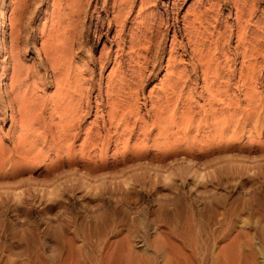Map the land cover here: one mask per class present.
Listing matches in <instances>:
<instances>
[{
	"label": "rangeland",
	"instance_id": "obj_1",
	"mask_svg": "<svg viewBox=\"0 0 264 264\" xmlns=\"http://www.w3.org/2000/svg\"><path fill=\"white\" fill-rule=\"evenodd\" d=\"M2 1L0 64L13 20L21 61L34 73L28 91L37 96L35 114L40 113L50 129H57L58 136V130H65V140H72L78 153L83 139L87 145L84 156L77 154L73 163L60 159L50 168L38 159L31 169L14 166L1 173L0 264H23L30 257L20 236L35 223L41 232H48L44 245L53 258L55 226L63 228L65 248L77 234L83 242L75 237V244L90 252L103 231L98 235L89 231L108 209L107 200L129 215L148 209L149 226L145 229L143 224L139 230L148 249L159 238L177 244L171 233L175 223L158 219L156 211L161 205L171 209L180 188L197 219L203 216V223L221 236V244L227 232L233 235L230 225L242 232L248 229L251 236L263 228L257 262L264 260V212L260 208L241 212L255 195L264 197V0ZM49 45L54 47L52 65L38 58ZM55 99L65 103L64 109L55 108ZM111 114L120 117V125ZM236 114V121L246 124L233 132L242 133L237 140L227 129L220 145L218 138L198 126ZM256 116L262 146L248 134ZM31 127L26 123L23 132L30 141L37 139ZM0 134L7 143L19 135L8 118L2 122L1 108ZM173 167L181 169L173 173ZM174 175L179 177L173 179ZM56 185L73 200L60 205L51 203L52 195L46 199V192ZM20 189L33 201L15 209L9 192ZM122 194L127 195L126 203L118 202ZM217 199H226L224 206L201 209L215 205ZM116 225L103 235L111 244L129 234L128 225L119 221ZM132 241L138 248L140 244Z\"/></svg>",
	"mask_w": 264,
	"mask_h": 264
},
{
	"label": "bare ground",
	"instance_id": "obj_2",
	"mask_svg": "<svg viewBox=\"0 0 264 264\" xmlns=\"http://www.w3.org/2000/svg\"><path fill=\"white\" fill-rule=\"evenodd\" d=\"M0 5V30H2V28L4 27V20H2L4 16L3 10L5 9L4 1H2ZM12 22L13 20L10 21L11 24L9 26L10 34L8 44L2 47L3 60L0 64V82L2 86V88H0V108L2 111V122H5L8 118L10 126H16L19 135L17 137V141L7 143V139H3L2 135L0 134V175L2 172L6 173L5 170L7 171L8 167L11 168L17 166L16 168L22 167L25 169H31L34 166V163L32 162L38 159H40L39 164L48 162V166H50V168L52 167L54 161L60 159H65L66 161L73 163V161H75L77 158V154H80L81 157L84 156L87 141H85V139L82 140L79 149L80 153H78L77 149L75 148L76 145L74 146V142L72 140H65V137L67 136L65 130H58V133L61 134V136H58L57 129H50V126H46L44 124L41 114H35V110L39 106L37 105L38 103L36 101L37 96H35L33 92H29L30 90L28 91V89L32 87L31 84H34V73L32 74V71L29 70L21 61L20 52L17 50V40L19 37V32L16 29V24L14 23V25ZM5 40L3 42H5ZM53 48L54 47H51V45L45 47L42 57L40 58L38 55L39 60L41 61V59H44L45 61H50L52 65V60H54ZM5 81H8V84L5 83ZM63 97H66V95H63ZM53 101L56 102V105H54L56 109L57 106H60L62 109H64L65 106L62 105H65V103L61 101V99L60 101L59 99H55ZM2 103L5 104L3 105ZM42 104L43 103H40V105ZM61 113L62 112H59V115H62ZM247 116H252V114L247 113ZM111 117L113 118L116 126L120 125V117H117L113 114H111ZM256 118L257 116L250 123L253 131H250L248 134L252 140H256V142H258L262 146L263 141L259 140V136L262 133L261 124L254 123ZM236 119L237 114L233 116L230 115V117L223 116L222 119L215 118L204 120L203 124L198 126L205 128V130H208L211 135L218 138L216 143L221 145V142L224 141L226 136L224 135V133L227 134V129L229 133H231L232 139L237 140L242 135L241 132L237 135L233 133L236 128H244L246 126L245 123H240L239 121H236ZM28 120H31L30 123H32V127L30 129L32 134L37 137V139L32 141L26 139V135L24 136L23 133L26 129V123L30 124L29 122H27ZM41 124H44L41 128L35 127H39L41 126ZM161 124L165 127L167 125V122H162ZM105 145L106 142L103 143V146ZM142 148L143 147L141 146V148L134 153H138L140 150H142ZM171 169L174 173L178 172L181 167H173ZM81 171L83 175L86 174L83 170ZM180 172L182 173L183 170H181ZM4 173H2V175ZM173 173L169 172L168 174L170 175ZM178 177L179 175H174L173 179ZM173 179L171 180L172 182ZM125 185H127V183H125ZM177 186L178 185H175V189H177ZM200 186H203V184L199 183V187ZM56 187L53 189L51 188L52 191L50 190L46 192V199L50 200V195H52V200H50L51 203L56 202V204L60 205L64 201L71 199V196H64V193L68 192L67 190H65V188L63 189L64 192H62V186L56 185ZM59 187H61V190ZM117 190L122 191V188L118 186ZM56 192L59 194H57ZM90 192L91 195L95 194V191L93 189H91ZM197 192L198 191L196 190V193ZM7 193L8 192H6L5 194ZM9 193L10 197H8V199H10V201L13 203V207H15V209L21 208L22 206L25 207L28 204H32V197L30 198V194H28L26 191L23 192L20 189L19 191L14 190ZM74 194L75 193H73L72 198H74ZM7 196H9V194H7ZM126 196L127 195L122 194V197L120 198L121 200L118 202L126 203ZM71 200L69 201L70 203ZM225 202L226 199H217L215 201V205L207 204L201 207V209L210 211L217 206H224ZM246 203L248 204V202ZM246 203L243 206L242 204H239V202L237 203L242 206L241 212H256L253 211L256 208H260L264 212V197H262L261 195H255L250 204L246 205ZM109 204L110 203L107 200L106 206H108V209L103 210L100 213L99 217L96 218L97 220L95 221V223H93V226L89 231L90 235H92V233L98 235L102 231L103 235H106L115 230V228L117 227L116 222L119 221L123 226L128 225L129 227V234L123 240L119 242L115 241L113 244H111L110 240L108 241L107 237L103 239L102 235V237L99 239V243H96L97 245H95V249L93 248L89 252L84 247H82V245H78L77 243V245L75 244L74 240L78 242L75 237L80 239L82 242L83 238L81 239L77 234H74L73 243L72 241H70V243H68L69 246L65 248L66 243L63 242L62 238V234L64 233L63 228L58 226L56 229L55 226L54 234L57 235V253L53 258L47 253V251L45 250L46 246L44 245L46 243L43 236L47 235L48 232H41L40 228H38L35 223L34 225H27L30 227H27V229L24 228V234L20 236V241L27 242L28 252L30 251L31 253L30 257H28L27 260L25 259L26 261L24 260L23 264H264V260L257 262L258 257L262 253L258 236L261 235L263 228H260L259 231L258 229H256L257 231H255V234L251 236L252 234L249 233L248 229H246L248 230L247 232L246 230L242 232L243 230L240 231L237 228L239 230L237 231L235 225H230L229 228H231V230L233 229V235L232 232H227L222 239L223 244H221V236H218L217 233L215 234L214 230L210 229L208 224L205 225V223H203V221L201 220L203 216L198 217L197 219L195 215L196 209L190 203V201H188V199L183 196V194L181 193V188L179 189V194L172 204L171 209L168 208V205H161L156 211L158 219L164 221L172 220L175 223V232L171 231V233L173 239L177 242V244L172 243L170 239L159 238V241H156L154 243V247L152 249H148L147 240L141 237L139 234L140 226L144 224L145 229H147L149 226L146 220L147 215L150 213L148 209L142 210L141 212H139V214L136 213L135 215H129L126 214V212L121 211L120 208L111 207L109 206ZM236 207H238V205H236ZM235 210L237 209L235 208ZM197 215L201 216L199 213H197ZM125 221L127 225L125 224ZM236 225L238 226V224ZM234 231L236 232V234H234ZM11 233L12 231L10 232V235ZM20 233L22 234L23 230ZM168 234L169 231H167V236ZM17 237L18 235H12V238L16 239ZM132 238L137 244H140L138 248L144 249L139 250L137 246L134 247ZM89 240V237L85 239L84 246ZM150 253H155L156 257L154 256L155 258H151Z\"/></svg>",
	"mask_w": 264,
	"mask_h": 264
}]
</instances>
